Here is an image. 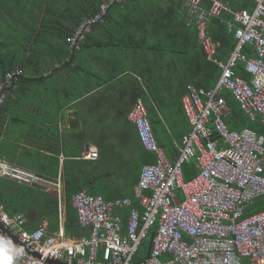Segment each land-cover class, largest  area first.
Segmentation results:
<instances>
[{
	"label": "built area",
	"instance_id": "obj_1",
	"mask_svg": "<svg viewBox=\"0 0 264 264\" xmlns=\"http://www.w3.org/2000/svg\"><path fill=\"white\" fill-rule=\"evenodd\" d=\"M126 1L103 0L99 11L68 37L70 48L80 47L113 4ZM182 1L186 25L197 31L206 59L218 64L220 75L211 88L186 84L181 103L191 129L175 143L174 158L158 142L144 98L137 97L127 119L136 125L142 145L155 161L142 166L133 196L107 200L87 188L74 193L79 224L90 232L82 237L66 233L61 193L56 231L49 229L47 218L33 220L25 212L10 215L0 207V223L19 238L16 241L0 226V250L22 249L13 264H52L47 259L66 264H264V210L249 213L264 196V135L250 127L230 129L226 122L230 107L223 94L230 92L252 120L260 118L264 124V0H255L252 10L236 9L224 0ZM225 13L232 15L226 23L236 43L223 59L209 27L213 17ZM240 63L249 79L237 72ZM22 75L23 69L15 68L0 81V108L7 87ZM84 156L96 159L99 151L91 148ZM193 160L200 171L187 180L183 166ZM2 177L28 185L45 180L0 156ZM153 229L149 254L135 263Z\"/></svg>",
	"mask_w": 264,
	"mask_h": 264
},
{
	"label": "crops",
	"instance_id": "obj_2",
	"mask_svg": "<svg viewBox=\"0 0 264 264\" xmlns=\"http://www.w3.org/2000/svg\"><path fill=\"white\" fill-rule=\"evenodd\" d=\"M224 1L235 8L244 0ZM184 13L182 0H127L111 6L80 47L72 49L75 57L63 59L70 64L62 66V62L49 68L44 79L38 76L35 80L32 75L26 90H19L16 82L8 86L9 101L1 114L6 123L1 127L0 143L4 142V130L10 122L22 123L26 135H19L20 140L13 135L5 138L11 142L6 148L7 156L17 158L29 152L33 167L30 170L46 175L51 180L43 178L52 183L37 184L44 185L45 191L57 198L60 193L64 198L67 175L75 178V185L96 178L101 182L106 167L99 158L87 159L84 155L91 148L99 151L98 143L117 141L109 129L127 124V114L141 96L156 107L160 119L156 127L163 147L173 159V143L178 141L170 125L179 118L186 79L196 71L198 48L196 30L186 25ZM0 20L16 23L9 13ZM161 53L168 56L166 62L155 61ZM173 56L181 57L175 60ZM20 114L28 117V123L20 120ZM190 129L189 123L186 133ZM7 156L1 157L9 160ZM91 184L95 185V181L88 185ZM110 185L119 194L133 196L134 186H130V192H120L116 183L110 181ZM134 205L138 206V201ZM124 212L129 213V209Z\"/></svg>",
	"mask_w": 264,
	"mask_h": 264
},
{
	"label": "trees",
	"instance_id": "obj_3",
	"mask_svg": "<svg viewBox=\"0 0 264 264\" xmlns=\"http://www.w3.org/2000/svg\"><path fill=\"white\" fill-rule=\"evenodd\" d=\"M254 1L255 0H244L242 3L235 6V8L252 9ZM102 3L103 0H0V17L9 13L11 18H15L16 20V23H10L15 25L13 29L18 30V26L23 28L22 30L19 29V34L22 36L10 34L8 36L2 35L3 37L0 38V49L8 46L15 47L9 54H4L6 51H0V81L5 79V76L9 71L16 67H21L24 69L25 74L14 83L15 86L18 85L19 90H26L29 88V81H32V75L35 77V80L38 76L44 79L45 72H47L49 68H56L57 64L62 63L64 58H69L71 60L75 57L76 51H73L70 48L68 37L74 33L76 27L84 20L94 16L99 11ZM117 4H124V2L115 3L112 7ZM31 12H33V14H31ZM21 14L28 16L30 18V23L27 18H20ZM231 17L232 15L229 13H225L221 17H213L209 27V33L220 43L219 54L223 59H226L229 56L236 43L235 34L234 32L228 31L226 23V20ZM95 26L96 25H94L92 30L86 34V38L89 37ZM196 36L198 39L197 31ZM84 45L86 44L84 43L82 47H84ZM124 47L128 48L129 46ZM133 48L135 49L136 46H133ZM248 50H250L249 46H247L246 52ZM166 57L168 56L161 53L158 59L155 58V61L161 59V62H164ZM173 57L177 60L176 56ZM195 60L196 62L194 66L196 71L195 73H192L191 77L188 76L189 78L186 79L185 83L187 84L191 82L196 86L211 88L214 86L220 75V67L218 64L206 59L199 40ZM68 64H70L69 61L65 63L63 62L62 66ZM237 72L247 79L250 78V75L244 69L243 63L239 64ZM223 94L230 107V112L226 117V122L229 128L242 129L244 127H250L256 130L259 134L264 135V124L261 123L260 118L252 120L241 109L239 103L230 92L224 91ZM154 98L156 101L157 97L154 96ZM8 101L9 96L6 97V102L0 108V134L2 131L1 127L5 123V118L1 116V114L5 112ZM144 101L147 105L158 142L164 146L162 135L156 127V124L160 123L156 107L148 100V98L144 97ZM20 115V120L24 123H28V117L23 114ZM177 115H179V118L175 119V124L170 125V128L176 134V140L179 142L186 133V126L189 125V120L183 110L182 103ZM17 120H19V118ZM109 130L111 131L110 134L117 138V141L111 143H98V158L107 170H103L101 182H99V178H96L95 180L88 178V180H91L85 183L89 186L88 191L91 194H102L103 191V196L107 200L124 195L112 190L110 181H106L104 178L107 179L108 176H111L114 173H120L130 180L131 186L133 187L138 182L142 166L145 163L155 161L154 154L148 152L142 145L134 123L127 119L126 125ZM173 146L175 148V143H173ZM7 153L8 149H6L4 143L1 142L0 156H7ZM24 155L25 153H22L17 158H14L9 154L7 158L12 162L23 165ZM55 162L57 163V161ZM26 168L33 169L30 162ZM199 171L196 160L183 166L184 176L187 180L195 177ZM48 175L52 174L49 173ZM40 176L50 179L44 174ZM54 177L57 179L58 176ZM74 179L75 178L68 175L65 178V230L69 236H89V230L83 229L80 226L77 210L72 203L73 194L85 188L86 185H75L74 183L76 181H74ZM94 181L95 185H88ZM104 183L108 184L105 185ZM0 207L10 215L17 212H25L33 220L47 218L49 229L51 231L59 230L60 217L58 198L45 191L44 185L42 184L29 186L10 178H0ZM261 210H264V196L258 198L254 202L249 209V213ZM127 216L128 213L124 212L123 217L125 222ZM29 228L33 229L32 226ZM154 233L155 230L153 229L144 246L135 256V263H138L149 254ZM148 239L150 240L148 241ZM245 264H248V261H246Z\"/></svg>",
	"mask_w": 264,
	"mask_h": 264
},
{
	"label": "rangeland",
	"instance_id": "obj_4",
	"mask_svg": "<svg viewBox=\"0 0 264 264\" xmlns=\"http://www.w3.org/2000/svg\"><path fill=\"white\" fill-rule=\"evenodd\" d=\"M21 17H22V19L27 18L28 21L30 19L25 14H21L20 18ZM29 23H30V21H29ZM13 27H15V25L8 23V21L0 20V38L3 37L2 35L8 36L10 34H12V35L17 34L18 36H22L21 34H19V29L22 30L23 28H20L18 26V30H14ZM14 48L15 47L8 46L6 48L0 49V51L1 50L6 51L4 54H9V53H11L14 50ZM178 57H181V56H176L177 60L179 59ZM165 62H166V60H165ZM25 130H26V127L22 123H19V124L15 125V124H12L10 122V125L8 127H6V129L4 130V136H6L5 138H8V137L13 135V136H16L18 140H20V138L18 136L22 135V134L26 135V131ZM173 136L176 137V134H174ZM5 138H4V142H3L4 146L6 148H10L9 144L11 142H10L9 139L5 140ZM26 138L28 139L29 137L27 136ZM29 158H30L29 152L28 153L25 152V155H24V158H23V165L26 166V167H28V165H29ZM19 165H21V164H19ZM23 165H21V166H23ZM104 179H106V178H104ZM106 181H112V182L116 183L118 191H120V192H123V191L130 192V186H131L130 180L127 179L124 175H122L120 173H114L113 175L108 176ZM106 181H103V182H106ZM104 184L106 185L108 183H104ZM103 193L104 192L102 191V195H103ZM149 240L150 239H148V241Z\"/></svg>",
	"mask_w": 264,
	"mask_h": 264
},
{
	"label": "clouds",
	"instance_id": "obj_5",
	"mask_svg": "<svg viewBox=\"0 0 264 264\" xmlns=\"http://www.w3.org/2000/svg\"><path fill=\"white\" fill-rule=\"evenodd\" d=\"M21 252L22 249L9 247L6 251L0 253V264H13L14 257H18Z\"/></svg>",
	"mask_w": 264,
	"mask_h": 264
},
{
	"label": "water",
	"instance_id": "obj_6",
	"mask_svg": "<svg viewBox=\"0 0 264 264\" xmlns=\"http://www.w3.org/2000/svg\"><path fill=\"white\" fill-rule=\"evenodd\" d=\"M41 182L44 183V184H52L51 182H48V181H46V180H42ZM0 226H1V228H2L5 232H7L9 235H11L16 241H19L18 235L15 234L11 229L5 227V226H4L3 224H1V223H0ZM34 255L40 257V254L37 253V252H34ZM47 261L50 262V263H52V264H66L65 262H63V261H61V260L47 259Z\"/></svg>",
	"mask_w": 264,
	"mask_h": 264
},
{
	"label": "snow or ice",
	"instance_id": "obj_7",
	"mask_svg": "<svg viewBox=\"0 0 264 264\" xmlns=\"http://www.w3.org/2000/svg\"><path fill=\"white\" fill-rule=\"evenodd\" d=\"M3 251H0V253H2ZM5 258H7V257H5Z\"/></svg>",
	"mask_w": 264,
	"mask_h": 264
}]
</instances>
